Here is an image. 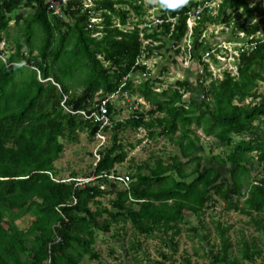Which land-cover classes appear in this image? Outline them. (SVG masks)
I'll use <instances>...</instances> for the list:
<instances>
[{
  "label": "trees",
  "instance_id": "1",
  "mask_svg": "<svg viewBox=\"0 0 264 264\" xmlns=\"http://www.w3.org/2000/svg\"><path fill=\"white\" fill-rule=\"evenodd\" d=\"M51 1L60 3L61 15L68 21L50 10ZM90 1L92 4L86 6L83 0H0V42L2 35L8 37L11 22L18 31L12 37L13 53L6 57L0 49V219L6 211L16 210L34 218L27 233L0 225V264H80L86 256L98 260L99 255L93 252L96 232L108 234L120 222L131 223L139 235L153 237L168 249L169 240L175 250L173 240L179 222L189 216H203L213 203L211 194L218 198L217 203H223L225 211L244 213L239 203L249 171L242 164L252 161V153H257L262 171L244 200V214L264 212V127L253 128L264 118V39H253L248 44L254 42V46L240 52L237 76L226 73L213 83L204 96L205 111L198 114L200 105L195 101L188 107L180 106L183 94L178 90L166 100L167 91L158 93L150 81L136 87L132 81V76L143 70H132L137 58L162 49V35L170 36L175 44L184 38L187 15L199 7L196 0L169 11L172 18L178 15L173 28L171 23H164L152 33L139 29L137 23L131 30L118 27L127 25L130 16L141 19L147 13L144 4L135 0ZM227 10L231 14L223 18L224 23L242 17L238 31L248 37L264 33L261 4L221 0L219 13ZM92 12L99 21H91ZM142 32L145 40H151L146 47L139 41ZM200 66L207 69L204 63ZM38 74L46 84L37 79ZM176 84L189 87L185 81ZM257 84L263 89L260 93L255 90ZM125 93L136 94L153 107L150 120L143 122L144 115H133L116 122L110 146L88 176L110 175L116 165L125 162V145L117 135L127 126H143L150 136L156 127L162 129L161 136L181 131L176 141L179 155L173 163L165 166L156 160L154 167L146 163L142 169L136 167L135 174L129 173L132 182L128 190L107 178L83 186L56 180L54 163L64 151L61 141L76 140L77 132H87L93 139L99 129L97 123L66 112L62 103L70 111L89 112L100 100ZM247 99L251 103H246ZM108 109L115 120V107L109 105ZM193 125L205 137H212L217 147L231 149L226 161L214 157L217 165L235 167L227 181L219 171L203 170L199 163L195 178L186 182L184 166L197 160L195 155L202 147L200 137L189 136ZM244 133L249 138L233 147L232 137ZM110 194L114 198L109 207L98 206L97 199ZM92 204L97 205L94 210ZM28 234L33 237L29 247L25 240ZM132 249H138L137 245ZM245 257L252 260V255ZM162 258L169 262L166 254ZM222 258L216 257L214 262L219 264ZM184 264L193 263L186 259ZM227 264L239 262L230 260Z\"/></svg>",
  "mask_w": 264,
  "mask_h": 264
},
{
  "label": "rangeland",
  "instance_id": "2",
  "mask_svg": "<svg viewBox=\"0 0 264 264\" xmlns=\"http://www.w3.org/2000/svg\"><path fill=\"white\" fill-rule=\"evenodd\" d=\"M83 1H85L86 6L92 4L90 0ZM135 1L144 4L147 13L141 19L130 16L128 24L124 27L118 26V22H115L120 29L131 30L134 28L133 23H137L139 29H145L152 33V29L161 26L156 23L157 19H168L170 21L174 19L170 16V10H166L161 6L160 0ZM220 1L196 0L195 2L200 6L201 14H199L200 19L193 24L194 36L184 37L175 44L174 40L169 38L170 36L162 35L161 39L164 42L162 49H159L157 55L152 59L147 57L154 65L156 76L159 77V92L167 91L166 100L172 96L174 91L178 90L183 94L180 106L188 107L192 101H195L200 105L198 114L205 111L203 106L204 96L212 84L222 80L225 72H230L232 75L237 70L236 51L244 46L246 40L243 33L237 30L240 25H243L244 18L241 17L235 21L232 17L229 23H224L223 18L231 14V10L220 14ZM247 2L251 5L261 4L264 8V0H247ZM91 16L92 22L99 21L96 18L97 15L95 16L93 12ZM61 17L63 20L68 21L67 17L62 15ZM10 26L8 37L2 35L4 40L0 42V49L4 51L6 57L13 53L12 37L18 34L13 22ZM259 33L260 37L264 39V33L262 31H259ZM154 45L159 44L155 43ZM189 46L191 47L190 54L187 53ZM24 53L27 55V51H24ZM207 54H209V57H206ZM189 55H191V58ZM202 59L204 62H202ZM202 63L207 66L206 70H203L200 66ZM37 79L44 84L47 82L41 80L39 74ZM132 81L133 86L136 87L143 80L135 74L132 76ZM183 81L188 83L189 87L180 88L176 84L178 82L183 83ZM255 90L260 93L263 89L258 85ZM124 98H126L125 102L118 101L115 106V120L124 122L133 115L137 117L144 115L142 117L143 122L150 120L149 113L153 107L146 104L142 97L130 93ZM247 102L251 103V100L247 99ZM157 116L163 117L162 114ZM263 121L264 118L256 121L253 128H263ZM161 130L156 127L151 130V136L143 126L137 129L127 126L125 129L120 130L117 136L125 145L126 158L123 164L116 165L114 172L123 175L129 172L135 174L136 167L142 169L145 163L154 167L153 162L156 160L161 161L165 166L171 165L174 157L179 155L176 141L181 137V131L169 136H161L159 134ZM189 130L191 131L189 133L191 138L200 137L202 147L195 155L197 160L184 166L183 171L188 177L186 182L189 183L195 178V168L199 163L203 170L213 168L219 171L222 180L227 181L235 167L217 165L214 157L220 156L226 161L231 155V149L217 147L212 137H205L202 131L197 130L194 125ZM112 136L113 130L109 133V137L112 138ZM248 138L247 133L242 134V136L234 135L232 137L233 147ZM61 142L64 151L54 163L56 174L53 177L62 182L70 181L72 175H76L73 179L89 177L88 174L93 169L92 155L97 145L96 139H90L87 132H77L76 140H62ZM251 157H253L251 162L247 161L242 164L249 171V174L245 177L242 190L243 198L239 203V208L244 213L246 211L244 200L248 197L251 185L260 178L262 171V166L257 162V153H252ZM183 162L186 161L183 160ZM171 175L178 181L176 173L172 172ZM112 198H114V195L110 194L97 199V202L100 203L98 206L108 208L109 201ZM95 206L92 204L90 208L94 210ZM244 213L227 212L222 206L215 208V205L211 204L204 210L203 216L186 217L182 222H179L176 228L178 234H175L173 240L176 251L171 248L169 240L166 243L170 245V249L153 237L139 235L131 223L123 224V222H120L114 224L108 234L96 232L93 252L99 255V259H88L86 256L80 264H184L186 259H190L193 264H216L214 262L216 257L220 259L223 257V262L219 264H225V261L227 264L230 260L237 261L239 264H264V212L262 214L252 213L251 215ZM33 221L34 218L31 214L22 215L18 210L6 211L4 218L0 219V225L5 229L14 227L20 233H27ZM222 230L223 233L221 234ZM25 240L26 246L29 247L33 237L28 234ZM134 245H137L138 249H132ZM163 254L168 256L169 262H165L162 258ZM246 255H252V260H248L245 257Z\"/></svg>",
  "mask_w": 264,
  "mask_h": 264
},
{
  "label": "built area",
  "instance_id": "3",
  "mask_svg": "<svg viewBox=\"0 0 264 264\" xmlns=\"http://www.w3.org/2000/svg\"><path fill=\"white\" fill-rule=\"evenodd\" d=\"M67 1L68 0H62L63 3H66ZM60 9H61V6H60L59 2L51 1L50 10H53L54 14L61 15ZM199 14H201L200 6L197 8L191 9V11L188 13L186 25H187L189 31H188V35H186L185 38L193 37V30H194L193 24H195L196 20L200 19ZM177 18H178V15H176L174 17L175 20L172 19V21H170L168 19H165V20L164 19H157L156 23L159 25H163L164 23H171V27L173 28V26L175 25V23L177 21ZM146 26L147 25L145 24V27ZM143 34H144L143 32L140 34L139 41L142 43L143 47H146L149 44V41H151V40H145L143 38ZM243 35H244V38H246V40H245L244 46L240 50L236 51V60L237 61H238V55L240 54V52L244 51V49H248L250 46L251 47L254 46V42L251 43L250 45L248 43L253 41V39H258L261 36L259 32L256 34L255 37H253V36L248 37L245 34H243ZM188 48H189V50L187 51V53L190 54L191 47L189 46ZM157 53L158 52H155L152 55H148L147 53L139 55V57L137 58V61L135 63V66L132 67V70H137L136 67L143 69L142 71H139L138 73H136V75L139 78H141L143 81H150V83L152 85L154 84L153 85L154 89L157 92H159V84H160L159 77L156 76V70L154 69V65L151 64V62H150L151 60H148V58H147V57H149V59H152L155 55H157ZM213 53H215V52H213ZM189 57L191 58V55H189ZM206 57H209V54H207ZM202 62H204L203 59H202ZM226 73H230V72H225V74ZM236 75H237V70H235L232 73V76H236ZM124 96H127V94H122V95L114 94V95H111L109 97H106V98L100 100L99 105H95L94 108H92V110H90L89 112H86V111L73 112V111H70L68 108H66L62 103V107L64 108V110L66 112H68L72 115L78 114L84 120L89 121L90 123H97L99 125V129L95 135L97 145H96L95 150L93 151V155H92L93 162H94L93 166H96V164L99 163V161L102 158L103 151L105 150V148L110 146V142H111L112 138L109 137V133H110V131L113 130L112 128L115 126V123L119 122L117 120H112V117L109 114L108 106L113 105L115 107L119 100L125 101L126 98L123 100ZM98 178H107L109 180H114L116 183L121 185L126 190H128L129 184L131 183V178L128 175H118V174L117 175H114V174L106 175L104 173H101V175L98 177L89 176V177L81 178V179H71L70 181H64V182H71L72 181L76 184V186H83L85 184L94 182ZM214 203H216V205ZM210 204H214L215 208L218 206H223V204L217 203L216 199H213V203H210Z\"/></svg>",
  "mask_w": 264,
  "mask_h": 264
},
{
  "label": "clouds",
  "instance_id": "4",
  "mask_svg": "<svg viewBox=\"0 0 264 264\" xmlns=\"http://www.w3.org/2000/svg\"><path fill=\"white\" fill-rule=\"evenodd\" d=\"M189 2V0H160V3H161V6L163 8H165L166 10H170V11H174L176 9H179V8H182L184 7L185 5H187ZM187 27V25H186ZM188 33V27H187V32L185 34L184 37H186ZM193 36H194V30H193ZM225 75V74H224ZM237 76V75H236ZM224 77V76H223ZM223 79V78H222ZM127 94V93H125ZM128 95V94H127ZM125 98L123 97V100ZM121 101V100H119ZM122 102H125V101H122ZM95 138V137H94ZM112 173V172H111ZM114 175H117V173H112ZM118 175H123V174H118ZM128 175L130 178H131V175L130 174H126ZM90 176H93V175H90ZM84 178V177H83ZM109 180V179H108ZM114 183H116L114 180H112ZM131 182H132V179H131ZM120 188L124 189L121 185H119L118 183H116ZM105 186L101 187L102 189L104 188ZM126 190V189H124ZM74 204H75V201H74Z\"/></svg>",
  "mask_w": 264,
  "mask_h": 264
},
{
  "label": "crops",
  "instance_id": "5",
  "mask_svg": "<svg viewBox=\"0 0 264 264\" xmlns=\"http://www.w3.org/2000/svg\"><path fill=\"white\" fill-rule=\"evenodd\" d=\"M122 141V140H121ZM130 173V172H129ZM128 173V174H129ZM131 175H133V173H131ZM212 195V199H216V201L218 200V198L217 197H215L213 194H211ZM221 204H223L222 202H220Z\"/></svg>",
  "mask_w": 264,
  "mask_h": 264
}]
</instances>
